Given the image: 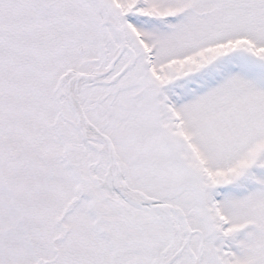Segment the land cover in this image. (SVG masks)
I'll return each instance as SVG.
<instances>
[{
    "label": "snow or ice",
    "instance_id": "obj_1",
    "mask_svg": "<svg viewBox=\"0 0 264 264\" xmlns=\"http://www.w3.org/2000/svg\"><path fill=\"white\" fill-rule=\"evenodd\" d=\"M0 264H264V0H0Z\"/></svg>",
    "mask_w": 264,
    "mask_h": 264
}]
</instances>
